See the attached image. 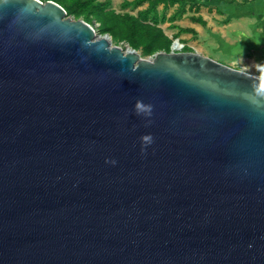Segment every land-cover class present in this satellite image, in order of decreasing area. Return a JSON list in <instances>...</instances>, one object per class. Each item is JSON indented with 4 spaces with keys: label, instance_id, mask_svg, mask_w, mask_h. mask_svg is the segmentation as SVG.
Returning <instances> with one entry per match:
<instances>
[{
    "label": "water",
    "instance_id": "water-1",
    "mask_svg": "<svg viewBox=\"0 0 264 264\" xmlns=\"http://www.w3.org/2000/svg\"><path fill=\"white\" fill-rule=\"evenodd\" d=\"M182 47L0 0V264H264V77Z\"/></svg>",
    "mask_w": 264,
    "mask_h": 264
},
{
    "label": "rangeland",
    "instance_id": "rangeland-1",
    "mask_svg": "<svg viewBox=\"0 0 264 264\" xmlns=\"http://www.w3.org/2000/svg\"><path fill=\"white\" fill-rule=\"evenodd\" d=\"M42 1L45 2L47 0ZM56 1L63 3L68 2V0ZM225 1H235L236 3H240L241 0ZM132 2L133 0H92V4L90 6L82 7L80 10L70 14L76 20L86 21L88 19L91 26L95 28L100 35L111 36L114 46L123 45L134 47L141 51L144 56L151 57L160 52H170L173 44L177 40L184 46L181 52L195 51L193 47H190V32L185 34L180 31V29H183L181 28L182 26H190V0L186 3L176 5L167 11H165L161 6L159 8L160 23L157 25L151 23L150 21L144 23L133 20L132 18L137 17L138 12L141 9H145L146 6L137 7ZM93 4L98 5V7L96 9H92ZM182 10L187 13L185 17L183 16L178 18L182 22L180 20L178 22V19L175 23L170 22V18L175 13ZM206 12L207 11H205V13ZM209 16L214 19L215 15L211 14ZM164 17L165 21H162V18ZM215 21L220 23L217 17H215ZM219 25L222 24L220 23ZM255 39L256 37H253V40ZM239 56L240 57L233 56V68L244 70L245 72L258 77H264V54L256 55V52H253L244 53ZM207 57L224 64L229 62L222 56H216L211 50L208 52Z\"/></svg>",
    "mask_w": 264,
    "mask_h": 264
},
{
    "label": "crops",
    "instance_id": "crops-1",
    "mask_svg": "<svg viewBox=\"0 0 264 264\" xmlns=\"http://www.w3.org/2000/svg\"><path fill=\"white\" fill-rule=\"evenodd\" d=\"M211 14L215 15L214 19L209 16ZM215 17L222 25L215 21ZM199 19L205 25L200 24ZM181 28L190 29V47L196 52L208 56L211 50L229 61L225 64L232 66L233 56L253 52L264 54V0H241L240 3L197 1L190 5V26Z\"/></svg>",
    "mask_w": 264,
    "mask_h": 264
},
{
    "label": "trees",
    "instance_id": "trees-1",
    "mask_svg": "<svg viewBox=\"0 0 264 264\" xmlns=\"http://www.w3.org/2000/svg\"><path fill=\"white\" fill-rule=\"evenodd\" d=\"M52 1V0H47ZM54 2L60 4L66 11L67 14L73 13L77 10H80L82 7L90 6L92 4V0H68L67 3L59 2L56 0H53ZM197 1H203V0H190V5L195 4ZM213 1V0H208ZM222 2H227L225 0H219ZM188 0H133V4L137 7H143L146 6L145 9H141L138 12V16L135 18H132L136 21L141 22H147L150 21L153 24H159L160 23V15H159V8L162 6L165 11L168 9L175 7L176 5H180L182 3H186ZM229 3H236L235 1H231ZM98 5L93 4L92 9H96ZM192 7V6H191ZM91 8V7H89ZM185 14H187L184 10L175 13L171 18L170 22H175L178 18L183 17ZM195 20V18H193ZM162 21H165V17L162 18ZM200 24L205 25V22L203 20H197ZM87 23H89V20H86ZM183 33L190 32V29H180Z\"/></svg>",
    "mask_w": 264,
    "mask_h": 264
},
{
    "label": "bare ground",
    "instance_id": "bare-ground-1",
    "mask_svg": "<svg viewBox=\"0 0 264 264\" xmlns=\"http://www.w3.org/2000/svg\"><path fill=\"white\" fill-rule=\"evenodd\" d=\"M173 47H177V48H179V47H180V44L178 45V44L174 43V44H173Z\"/></svg>",
    "mask_w": 264,
    "mask_h": 264
},
{
    "label": "built area",
    "instance_id": "built-area-1",
    "mask_svg": "<svg viewBox=\"0 0 264 264\" xmlns=\"http://www.w3.org/2000/svg\"><path fill=\"white\" fill-rule=\"evenodd\" d=\"M182 46H183V45H182ZM183 48H184V46L182 47V49H183ZM182 49H181V50H182Z\"/></svg>",
    "mask_w": 264,
    "mask_h": 264
}]
</instances>
